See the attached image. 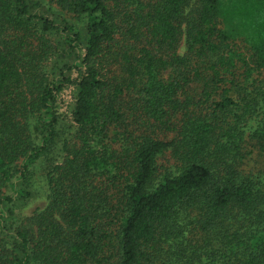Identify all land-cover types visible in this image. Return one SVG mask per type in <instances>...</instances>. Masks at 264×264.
Instances as JSON below:
<instances>
[{
	"label": "trees",
	"instance_id": "trees-1",
	"mask_svg": "<svg viewBox=\"0 0 264 264\" xmlns=\"http://www.w3.org/2000/svg\"><path fill=\"white\" fill-rule=\"evenodd\" d=\"M0 264H264V0H0Z\"/></svg>",
	"mask_w": 264,
	"mask_h": 264
},
{
	"label": "rangeland",
	"instance_id": "rangeland-1",
	"mask_svg": "<svg viewBox=\"0 0 264 264\" xmlns=\"http://www.w3.org/2000/svg\"><path fill=\"white\" fill-rule=\"evenodd\" d=\"M41 175V174H40ZM34 187L32 190L33 200L28 203L26 214L32 213L36 208L41 207L44 203V183L41 177L35 175Z\"/></svg>",
	"mask_w": 264,
	"mask_h": 264
}]
</instances>
